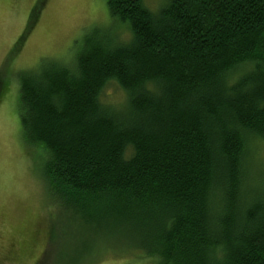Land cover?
<instances>
[{"label": "trees", "instance_id": "16d2710c", "mask_svg": "<svg viewBox=\"0 0 264 264\" xmlns=\"http://www.w3.org/2000/svg\"><path fill=\"white\" fill-rule=\"evenodd\" d=\"M105 2L128 42L94 29L72 66L17 73L48 204L80 226L79 254L118 241L152 264H264V189L247 167L264 148V0H169L156 15ZM111 83L121 111L101 104Z\"/></svg>", "mask_w": 264, "mask_h": 264}, {"label": "rangeland", "instance_id": "374dc122", "mask_svg": "<svg viewBox=\"0 0 264 264\" xmlns=\"http://www.w3.org/2000/svg\"><path fill=\"white\" fill-rule=\"evenodd\" d=\"M142 2L156 15L169 0ZM94 29L119 43L131 36L126 26L111 20L105 0H0V73L7 82L0 98V264H152L118 241L96 242L79 254L80 226L48 204L41 179L44 154L21 136L17 73L52 61L72 66ZM24 34L22 47L13 53ZM100 100L108 110L121 111L127 95L111 83ZM250 153L253 162L247 167L254 185L264 189V148L257 143Z\"/></svg>", "mask_w": 264, "mask_h": 264}]
</instances>
